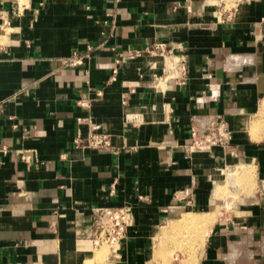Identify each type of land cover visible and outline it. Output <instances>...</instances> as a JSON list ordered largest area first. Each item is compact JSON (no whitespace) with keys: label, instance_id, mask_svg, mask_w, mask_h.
<instances>
[{"label":"crops","instance_id":"obj_1","mask_svg":"<svg viewBox=\"0 0 264 264\" xmlns=\"http://www.w3.org/2000/svg\"><path fill=\"white\" fill-rule=\"evenodd\" d=\"M16 1L0 0V264L90 258L95 207L132 214L113 264H153L154 246L172 235L163 229L185 215L210 229L194 264L253 256L234 263L222 251L230 229H257L264 214V131L249 135L264 96V0L228 11L217 0ZM158 43L183 57L184 84L165 80L161 57L145 53ZM127 51L143 54L116 64ZM73 55L83 65L63 64ZM218 120L229 145L194 147L192 128ZM89 133L112 149L84 148ZM241 161L259 190L217 211L226 203L216 185Z\"/></svg>","mask_w":264,"mask_h":264},{"label":"rangeland","instance_id":"obj_2","mask_svg":"<svg viewBox=\"0 0 264 264\" xmlns=\"http://www.w3.org/2000/svg\"><path fill=\"white\" fill-rule=\"evenodd\" d=\"M240 1H243V0H217V3L220 4L221 7H223L224 11H228ZM254 123L258 125L259 131H264V96L260 100L259 106L256 108L255 114L252 116L250 127H249V130H250L249 135H251L252 138L255 137L254 139H257L256 136L257 137L259 136L258 134L259 131L256 134H254L253 131L251 133V126L254 125ZM243 163L248 164L247 161H241L239 163H236L232 167L226 166L227 169L223 171L225 181L223 183V186L219 189V193L221 197H225L223 201L224 203H226V206L225 207H223V205L220 206L218 211L223 210L226 213L227 212L229 213L231 212L230 210L233 207V205H236L239 202L245 203L250 200L252 201L253 200L252 197L256 195V193L258 192L259 189L257 188L255 168L252 165H249V164L246 165ZM236 208H238V205ZM235 211H237V215H236L237 220L241 221L244 215L246 214L245 210L243 208L242 209L238 208V209H235ZM258 217L261 218L262 221L259 225H257L256 227L257 229H252L251 227H248V226L244 228V226L241 227L238 225L235 226V229H230L229 232H231L232 234H230L226 242L223 243L224 249L222 251V255L226 254V251H227L226 248H227L228 241L239 242L241 240L240 239L241 237L247 238L249 235H252L251 239L248 238L245 240L244 238H242V240H244V242H246L247 244L245 247L246 248L245 251L248 250L247 251L248 254L245 251H243L245 253L243 254L242 252L241 254L240 252L238 256L242 255V257H248L252 253L253 256L251 255V257L249 256L250 257L249 259H246L245 261L246 264H264V252H262V249L260 246L261 242L264 239V214L258 215ZM181 225L182 226H179V227L175 226L173 228L174 230H172L171 232L172 233L171 237L169 238L165 237V238H162L161 240L160 239L158 240V242L154 246L155 250L153 249V251L156 252L160 250V252L163 254L162 255L160 253V255H162L163 257L160 256L161 260H159L158 256H156V253H153V255L155 256L154 257L155 259L153 258V260H155L153 262L154 264H165L167 262L169 264H189V261H190V264H194V261L192 259L193 254L197 252L200 248H202L201 246L202 235H200L201 229H199V227L201 226L200 225L192 226V225L187 224L185 221L181 222ZM209 232H210V229H209ZM247 240H249L250 242ZM117 248H119L117 245L112 246L109 244H103L99 247H95L91 253V257L88 259H84L82 261L83 262L82 264H88V263L91 264L90 262H92L93 264H113L114 260L117 259L116 254L118 250L115 251V249ZM100 251H104L106 255H103V259L101 258L100 261L99 260L94 261V259H92L94 254ZM228 254L229 253H227V255ZM238 256L237 258H240ZM105 257L106 259L104 260ZM184 258L186 259L184 260ZM157 260L160 262H158ZM179 260L181 261L179 262ZM234 263H236V261H234Z\"/></svg>","mask_w":264,"mask_h":264},{"label":"built area","instance_id":"obj_3","mask_svg":"<svg viewBox=\"0 0 264 264\" xmlns=\"http://www.w3.org/2000/svg\"><path fill=\"white\" fill-rule=\"evenodd\" d=\"M24 1L17 0V6L24 8ZM118 1V0H117ZM145 53L149 55H158L161 57L164 68L165 80H174L179 84H184L186 79V69L183 57L175 56L165 48L163 44H155L149 47ZM143 52L127 51L125 54L118 56L116 64H122L126 61L135 59L141 56ZM84 56L73 55L63 61V64L68 67H76L83 65ZM116 68L112 71L111 79L115 80ZM85 103L81 102V106ZM83 119H78V123H83ZM192 145L194 147H202L210 150L214 146L226 148L231 140V133L228 131L226 124L221 121H212L208 125L192 128L191 130ZM84 148L93 151H110L112 149L110 138L106 135L89 133L84 140ZM29 151H20L22 161L29 164L32 157ZM177 207V206H176ZM175 207V208H176ZM133 224L131 211L128 207L111 208V207H95L91 210V228L92 238L91 244L93 247H99L103 244L117 245L126 239L128 228ZM119 248L115 249L117 251Z\"/></svg>","mask_w":264,"mask_h":264},{"label":"bare ground","instance_id":"obj_4","mask_svg":"<svg viewBox=\"0 0 264 264\" xmlns=\"http://www.w3.org/2000/svg\"><path fill=\"white\" fill-rule=\"evenodd\" d=\"M230 6V5H229ZM263 104V103H262ZM259 124V123H258ZM261 129V128H260ZM250 131V130H249ZM252 131H253V133L254 134H256L258 131H259V127H258V125H256V123H254V125H252L251 126V133H252ZM255 138V137H254ZM256 138H257V136H256ZM224 166V165H223ZM253 176V175H252ZM241 177V176H240ZM246 178V177H245ZM239 179V178H238ZM252 179V178H251ZM248 180V179H247ZM223 186V183H221V184H217L216 185V187H217V190H216V196L217 197H219V198H221V199H224L225 197H221L220 196V193H219V189L221 188ZM224 191H225V189H224ZM223 191V192H224ZM226 194V193H225ZM227 194H228V192H227ZM224 196V195H223ZM234 197V196H233ZM218 198V199H219ZM214 200H216L215 198H214ZM213 202V201H212ZM218 202H221V201H218ZM216 203V202H215ZM219 205H220V203H219ZM219 205L217 204V206H218V208H219ZM223 205V204H222ZM224 206V205H223ZM228 206V205H227ZM225 207V206H224ZM215 208H217V207H215ZM217 208V209H218ZM223 208V207H222ZM213 211H215L214 209H212ZM218 211V210H217ZM180 212V211H179ZM181 213V212H180ZM212 214H213V212H211ZM210 213V214H211ZM218 213V212H217ZM217 213H216V215H217ZM190 214V213H189ZM181 215H183V214H181ZM214 215V214H213ZM215 215V216H216ZM184 218H183V220L187 223V224H189V225H192V226H197V225H201V221L200 220H198L195 216H191V215H185V216H183ZM206 218V217H205ZM213 218H215V217H213ZM210 219V218H209ZM182 220V219H181ZM209 223V222H208ZM202 225H203V223H202ZM176 225H174V226H172L171 228H165V229H163V232L162 233H167L169 230H174L173 228L175 227ZM205 224L202 226L203 227V229H201V231H200V235H202L203 237L204 236H206V235H208L209 234V228L207 229V228H205ZM164 234V235H165ZM156 237H158V236H156ZM159 238H161V236L159 237ZM263 239V238H262ZM161 240V239H160ZM246 240V239H245ZM239 241V240H238ZM247 241H249V240H247ZM162 242V241H161ZM250 242V241H249ZM249 242H247V243H249ZM159 244H160V242H159ZM246 242H244V240H240L239 242H229L228 243V245H227V248H228V260H230L231 262H234V261H236L237 262V256H238V254L241 252V254H242V252L243 251H245V247H246ZM250 245V244H249ZM261 249H262V252H264V239H263V241L261 242ZM160 248V247H159ZM158 249V248H157ZM163 249V248H162ZM101 250H103V249H101ZM107 250V249H106ZM106 250H105V252H106ZM155 250V249H154ZM81 251V250H80ZM111 251V250H110ZM248 251V250H247ZM247 251H245L247 254H248V252ZM245 252H243V254L245 253ZM153 253H156V256H158V258H159V260H161L160 258L161 257H163L162 255V253L160 252V250L159 251H156V252H153ZM160 253L162 254V255H160ZM251 253V252H250ZM109 254V253H108ZM103 255H106V253H104V251H100V252H97V253H95L94 254V256H93V258L92 259H94V261L95 260H101V258L103 259ZM114 255V254H113ZM112 255V256H113ZM108 256V255H107ZM106 256V257H107ZM115 256V255H114ZM161 256V257H160ZM241 255H239L238 257H240ZM245 256V255H244ZM248 256V255H247ZM250 256V255H249ZM106 257L104 258V260L106 259ZM155 256L153 255V258H154ZM157 258V257H156ZM244 258H247V257H244ZM91 259V260H92ZM155 259V258H154ZM163 259V258H162ZM181 259V258H180ZM84 259H80L79 260V262H78V264H82ZM90 260V261H91ZM182 260V259H181ZM181 260H179V262L181 261ZM185 260V259H184ZM192 260V259H191ZM243 261V259H239L238 261ZM245 260V259H244ZM87 261V260H86ZM155 261V260H154ZM158 261V260H157ZM156 261V262H157ZM158 262H160V261H158ZM166 262V261H165ZM164 262V263H165ZM188 262V261H187ZM229 262V261H228ZM91 264H93L92 262H90ZM96 263V262H95ZM163 263V262H162ZM184 263H186V262H184ZM192 263V262H191ZM240 263V262H239ZM89 264V263H88ZM154 264V263H153ZM165 264H169L168 262L167 263H165ZM189 264H190V261H189ZM241 264H246L245 263V261L244 262H242Z\"/></svg>","mask_w":264,"mask_h":264}]
</instances>
